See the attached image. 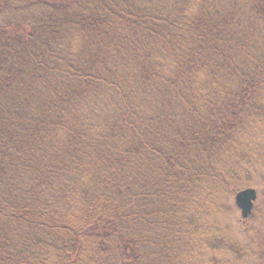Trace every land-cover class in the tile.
Segmentation results:
<instances>
[{"label":"trees","instance_id":"16d2710c","mask_svg":"<svg viewBox=\"0 0 264 264\" xmlns=\"http://www.w3.org/2000/svg\"><path fill=\"white\" fill-rule=\"evenodd\" d=\"M263 164L264 0H0V264H264Z\"/></svg>","mask_w":264,"mask_h":264},{"label":"rangeland","instance_id":"374dc122","mask_svg":"<svg viewBox=\"0 0 264 264\" xmlns=\"http://www.w3.org/2000/svg\"><path fill=\"white\" fill-rule=\"evenodd\" d=\"M257 170L264 174V164L258 167ZM254 174H256V172H254ZM254 177L253 184L247 187H252L256 190V198L253 201L252 212L247 217H242L240 209L234 202V193H232L224 202V206L227 210L224 209L221 213H216L214 218H209L212 219L220 229L233 230V238L245 245L250 243V237L253 236L255 231L261 232L262 234L260 236L264 237V180L260 181L257 179L258 176ZM244 223L246 224V228L250 227V231L245 230V227H241ZM200 251H202L205 256H203L204 262L209 261L211 258H216V260L220 262L219 264H261V261L251 253L245 255L241 259L235 260V258L230 255H226L225 259L221 258L220 252H211L209 249H203L202 247H200Z\"/></svg>","mask_w":264,"mask_h":264},{"label":"water","instance_id":"95a60500","mask_svg":"<svg viewBox=\"0 0 264 264\" xmlns=\"http://www.w3.org/2000/svg\"><path fill=\"white\" fill-rule=\"evenodd\" d=\"M255 198L256 190L252 187L240 189L235 193L234 202L240 209L242 217H247L251 213Z\"/></svg>","mask_w":264,"mask_h":264}]
</instances>
